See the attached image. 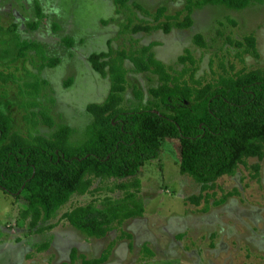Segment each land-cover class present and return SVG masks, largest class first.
<instances>
[{
  "label": "rangeland",
  "instance_id": "obj_1",
  "mask_svg": "<svg viewBox=\"0 0 264 264\" xmlns=\"http://www.w3.org/2000/svg\"><path fill=\"white\" fill-rule=\"evenodd\" d=\"M133 1L148 12L164 5L167 14L184 5V0ZM116 6L113 0H0V71L13 75L7 82L0 81V108L10 118L12 130L43 136L53 130L42 124L37 113L40 107L30 105L40 101L49 108L56 124L69 125L72 138L81 139L91 120L87 104L102 102L109 89L108 78L90 67L88 56L106 51L107 41L113 49L127 48L129 37L136 38L139 46L156 43L152 47L155 57L177 70L182 67L177 58L188 48L199 60L196 77L211 79L210 60L215 71L220 61L228 70L230 65L235 69L240 66L234 56L237 49L227 43V38L240 39L252 33L258 56L244 55L243 63L247 69L264 67V3L241 10L204 5L194 10L193 25L187 29L125 36L119 34V29L126 14L123 10L118 12ZM40 13L43 16L38 19ZM138 16L143 17L140 13ZM33 22L37 25L30 28ZM196 33L203 35L206 48L193 44ZM26 41L35 44L45 59H58V63L38 70L43 61L35 50H30L26 58H18L20 43ZM124 65L128 69L124 94L127 104L133 98V85L142 89L145 101L147 88L156 85L157 78L149 72L132 71L127 60ZM31 82L40 89V100L24 91L25 84ZM25 116L32 122L26 121ZM179 157V141L165 138L158 157L145 161L135 175L140 181L138 196L144 214L126 220L102 238L87 237L62 214L94 199L98 204L105 195L121 197L122 191L106 188L112 180H95L92 187L101 189L71 196L53 218L40 223L43 227L52 225L53 229L39 233L30 232L20 215L26 206L23 197L15 199L0 190V243L2 248L9 247L4 254L5 263L7 259L17 264L68 262L72 246L91 259L110 244L111 256L106 264H264V155L261 159L246 158L233 175L221 176L202 193L200 184L180 173ZM128 180L131 177L122 181ZM200 193V198L190 199ZM124 233L131 235V247ZM47 240V249L37 250ZM144 243L153 251V257L141 258ZM51 244L54 247L50 250ZM24 255L30 258H23Z\"/></svg>",
  "mask_w": 264,
  "mask_h": 264
},
{
  "label": "trees",
  "instance_id": "obj_2",
  "mask_svg": "<svg viewBox=\"0 0 264 264\" xmlns=\"http://www.w3.org/2000/svg\"><path fill=\"white\" fill-rule=\"evenodd\" d=\"M113 1L119 7L118 12L123 10L126 14L119 29V34L124 36L187 29L193 25L194 10L204 5L241 10L254 3H264V0H184L181 9L167 14L164 5L148 12L133 0ZM42 16L40 13L37 18ZM36 25L33 22L29 27ZM226 41L237 49L234 56L240 66L235 69L230 65L228 70L220 61L215 71L210 60L211 79L196 77L199 60L188 48L178 56L182 67L177 70L155 57L152 47L156 43L139 46L136 38L129 37L127 48L113 49L107 41L106 51L88 56L90 67L108 78L109 89L102 102L87 104L91 120L81 139L72 138L73 129L69 125L56 124L49 108L40 101L30 105L40 107L37 113L42 124L53 128L47 136L23 135L12 130L10 118L0 108V190L15 199L23 197L26 206L20 215L27 221L29 231L39 233L50 229L52 225L43 227L40 223L53 218L71 196L101 189L92 187L95 180H112V185L106 188L120 190L123 195H105L98 204L94 199L64 212L62 217L70 225L87 237L102 238L126 220L141 217L144 206L138 196L140 181L135 175L145 161L158 157L165 138L179 141V171L200 184L201 193L221 176L233 175L246 158L261 159L264 67L247 69L243 63L244 55L258 56L256 40L248 33L240 39ZM192 42L199 48L207 46L200 33L194 34ZM30 50L41 54L43 63L37 66L38 70L58 63V59H45L35 44L27 41L20 43L17 57L26 58ZM126 60L132 64V71L149 72L157 78V84L147 88L145 101L142 89L133 85V98L127 104ZM12 78V74L0 71L1 82ZM33 83H26L24 91L40 100V89ZM24 119L32 122L27 116ZM130 177L131 180L122 181ZM201 193L190 199L200 198ZM123 237L131 239L128 233ZM109 245L91 259L72 248L69 262L61 264H103L110 255ZM141 251L142 259L153 257L147 244ZM141 262L134 264H145Z\"/></svg>",
  "mask_w": 264,
  "mask_h": 264
},
{
  "label": "crops",
  "instance_id": "obj_3",
  "mask_svg": "<svg viewBox=\"0 0 264 264\" xmlns=\"http://www.w3.org/2000/svg\"><path fill=\"white\" fill-rule=\"evenodd\" d=\"M52 229H53V227H51L50 229H44L43 231H45V230H52ZM43 231H42V232H43ZM34 233H36V232H34ZM52 233H53V232H52ZM126 239H128V238H126ZM47 241H48V240H47ZM19 243H21V241H20ZM54 244H55V242H54ZM54 244H51V245H50V248H49L50 250H51L52 247H54ZM144 244H146V243H144ZM144 244H141V246H143ZM2 245H3V244L0 243V258H3V263H2V264H17V263H15V262H14V263H13V262H10V263H9V262H8V259H7V262L5 263V259H4L5 257H4V254L7 253L9 247H7V248L3 247V248H2ZM19 245H20V244H19ZM131 245H132V243H131V239H128V246L131 247ZM41 246H46L45 248H43L42 250H40L41 252H42V251H45V250L47 249V247L49 246V241H48V242H44V243L38 245L37 250H38V248H40ZM147 246H148V245H147ZM72 248H75V247L72 246V247L69 249V251H68L69 254H70V250H71ZM75 249H76V251H77V248H75ZM104 249H105V248H103V250H104ZM103 250H102V252H103ZM53 251H54V252L56 253V255H57V252H58V251H57L56 247L54 248ZM102 252H101V253H102ZM101 253H99V255H100ZM111 253H112V252H111ZM69 254H68V259H69ZM77 254H79V253L77 252ZM80 255H83V253H81ZM83 256H84V255H83ZM110 256H111V255H109V257H110ZM25 257H27L28 259L30 258L29 255H26V256L24 255L23 258H25ZM55 257H56V256H55ZM97 257H98V256H97ZM109 257H108L107 261L104 262L105 264H106V263H109V262H108V261H109ZM87 259H89V258H87ZM63 262H66V261H62L61 263H63ZM68 262H69V261H68ZM61 263H59V264H61ZM66 263H67V262H66ZM104 263H103V264H104ZM141 263H144V261H142ZM133 264H134V263H133ZM145 264H146V263H145Z\"/></svg>",
  "mask_w": 264,
  "mask_h": 264
}]
</instances>
